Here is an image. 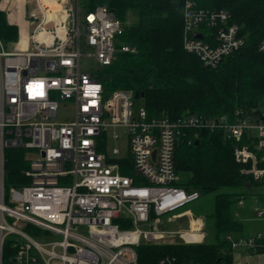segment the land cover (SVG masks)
Returning <instances> with one entry per match:
<instances>
[{
	"label": "built area",
	"instance_id": "1",
	"mask_svg": "<svg viewBox=\"0 0 264 264\" xmlns=\"http://www.w3.org/2000/svg\"><path fill=\"white\" fill-rule=\"evenodd\" d=\"M35 2L39 14L32 15L36 24L25 43L9 50L0 38V264L7 242L15 264H137L135 246L142 241H173L178 233L161 230L162 217L201 198L179 184L175 154L186 127L248 139L235 146V158L242 173L264 179L263 108L237 110L233 117H151L136 92L107 93L98 79L118 52L136 51L121 41L124 24L107 5L86 11L81 0ZM183 15L184 47L207 66L217 67L246 43L227 10L187 0ZM83 55L93 56L98 68L83 71ZM61 106L73 112L58 119ZM121 131L128 136L124 154L109 147ZM10 148L26 150L29 182L7 189ZM255 149L262 150L260 158ZM29 151L39 157L30 158ZM131 166L134 173L122 172ZM256 211L264 223V207ZM120 220L132 226L123 228ZM226 239L234 250L258 251L264 249V227Z\"/></svg>",
	"mask_w": 264,
	"mask_h": 264
},
{
	"label": "trees",
	"instance_id": "2",
	"mask_svg": "<svg viewBox=\"0 0 264 264\" xmlns=\"http://www.w3.org/2000/svg\"><path fill=\"white\" fill-rule=\"evenodd\" d=\"M186 1L81 0L86 11L107 5L124 24L121 41L136 49L118 52L114 61L100 70L98 79L104 90L143 93L151 117L173 119L188 113L233 117L237 110L243 114L251 109L260 111L264 102V50L260 49L264 41V0H192L199 8L229 11L231 20L247 36L245 45L217 67L205 65L184 47ZM130 12L136 13L138 20L127 24ZM8 14L0 5V38L14 44L20 38V28ZM247 141L237 140L221 129H182L175 154L179 184L199 191L201 197L215 193L214 210L209 216L215 241H142L135 246L137 264H234L235 250L226 236H244L246 223L238 217L239 201L250 197L264 201V179L242 173L244 165L235 158V146ZM255 150L260 158L262 150ZM126 163L130 161L126 159ZM259 165L264 166V161L260 160ZM28 167L25 149L7 150V189L29 182ZM132 169L122 168V172L132 174ZM120 223L123 228L132 226L130 222ZM12 248L7 242L4 264H15Z\"/></svg>",
	"mask_w": 264,
	"mask_h": 264
},
{
	"label": "rangeland",
	"instance_id": "3",
	"mask_svg": "<svg viewBox=\"0 0 264 264\" xmlns=\"http://www.w3.org/2000/svg\"><path fill=\"white\" fill-rule=\"evenodd\" d=\"M2 8H5L7 10H10V14L9 15V20H15L18 21L24 25H28L29 30H33L36 22H34L31 18L33 14H39L38 9H37V5L35 0H1L0 3ZM138 17L137 14L134 12H130L128 17H127V24H131V23H135L137 22ZM15 44H8L7 47L9 50H13L15 49ZM83 52L89 54L91 53V50L88 49L87 47L83 46ZM81 68L83 71L85 72H91L93 70H96L98 68V63L96 61V59L93 56H89V55H83L81 57ZM138 104H142L144 105L143 100H138L137 101ZM264 109V102L261 106ZM73 112L72 107L70 106H61L60 108V112L58 115V119H64V116H68ZM109 147L112 149L113 147H118L121 151V154H124L127 152L128 150V136L124 131L120 132V138L116 141L112 140L110 142ZM28 156L32 159L38 158L39 157V153L37 151H29L28 152ZM254 198V202L255 203H250L251 208H252V212L250 214V216L255 217L254 220H249V222H246V229L244 231V235L245 236H252L254 234H256L257 230H261L264 227V223L261 219H259L257 217V211L254 210V206L258 207V208H263L264 207V202L262 200H260L257 197H250V199ZM214 201H215V193H211L205 196H202L200 199L190 202L187 205H185L184 207L178 209L177 211H182L185 210L187 208H190L193 211H200L201 215H203L207 221V239L206 241L208 242H213L215 241V231H214V226H213V220L211 217V213L214 210ZM240 208H242L240 206ZM173 212H170L166 215H164L162 217V221L163 223L166 222V219L168 217V215H171ZM192 213V212H191ZM190 213V214H191ZM251 222H255L252 223ZM179 223L182 224L183 226H185L186 223V228H188L187 225V220L186 218L180 219ZM159 228L161 230H167V229H175L176 226L174 224H160ZM193 233H196V231H193ZM189 235H191V238H196L195 234H191L189 233ZM175 241H182L184 240L182 237L180 236H174L172 237ZM235 253L238 252H242V253H248V254H262L264 255V252H251L249 250H246L245 247L239 246L235 249L234 251ZM245 262V261H244ZM242 264H244L242 262ZM250 264H260L258 262H250Z\"/></svg>",
	"mask_w": 264,
	"mask_h": 264
},
{
	"label": "crops",
	"instance_id": "4",
	"mask_svg": "<svg viewBox=\"0 0 264 264\" xmlns=\"http://www.w3.org/2000/svg\"><path fill=\"white\" fill-rule=\"evenodd\" d=\"M11 22L18 24V26L20 28L19 40H22L21 44H24L25 41L27 40V38L30 36L31 30H29V27L27 24L24 25V24H22L18 21H15V20H12ZM16 43H14V44H16ZM249 202L255 203L254 198L244 199L243 204H238V214H239L238 217L241 218L243 221H245V223L247 221L249 222V220H254V218H255V217L250 216V214L253 210H252ZM240 206L242 208H240ZM256 208H258V207L254 206V210H256ZM183 218H186L188 228H186V223H185V226H183L182 224L179 223V220L183 219ZM196 221L200 222L199 227L195 226ZM252 223H255V222H251V224ZM162 224L163 225L174 224L176 226L175 229H167V230L177 232L178 233L177 236H180L179 232H182L183 234H185V236L189 240H187V241L185 239L182 240L184 242H204L207 239V235H208L207 225L208 224H207L205 217L203 215H201L200 211H198V212L193 211L190 208H187V209L182 210V211L175 210V211H173V213L171 215H168L166 222L165 223L162 222ZM193 231H196V233H193ZM257 231H259V230H257ZM189 233L195 234L196 238L195 239L191 238V235H189ZM180 237H182V236H180ZM170 240L175 241L173 238H171ZM242 262L244 264H250V262H258L260 264H264V255H262V254L256 255V254H248V253L244 254L242 252H238V253L234 252V264H242Z\"/></svg>",
	"mask_w": 264,
	"mask_h": 264
},
{
	"label": "water",
	"instance_id": "5",
	"mask_svg": "<svg viewBox=\"0 0 264 264\" xmlns=\"http://www.w3.org/2000/svg\"><path fill=\"white\" fill-rule=\"evenodd\" d=\"M200 37H202L201 35H200ZM144 95H143V93H140V92H136L135 93V98L136 99H139V98H141V97H143Z\"/></svg>",
	"mask_w": 264,
	"mask_h": 264
},
{
	"label": "bare ground",
	"instance_id": "6",
	"mask_svg": "<svg viewBox=\"0 0 264 264\" xmlns=\"http://www.w3.org/2000/svg\"><path fill=\"white\" fill-rule=\"evenodd\" d=\"M195 223H196L195 226H198V227L200 226V222L196 221Z\"/></svg>",
	"mask_w": 264,
	"mask_h": 264
}]
</instances>
